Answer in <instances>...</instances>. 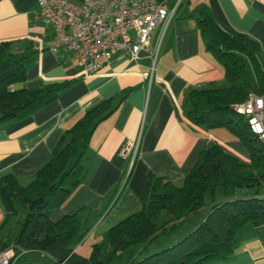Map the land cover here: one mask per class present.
<instances>
[{
  "label": "crops",
  "instance_id": "crops-1",
  "mask_svg": "<svg viewBox=\"0 0 264 264\" xmlns=\"http://www.w3.org/2000/svg\"><path fill=\"white\" fill-rule=\"evenodd\" d=\"M176 2L180 0L164 1L169 7ZM198 3L206 4L222 27L257 39L264 49V0H181L154 66L153 34L138 60L114 52L99 71L85 75L67 49L39 48L52 38L54 27L37 15L38 0H0V42L8 41L14 52L30 44L36 50L25 81L18 85L76 79L29 116L0 125V175L12 172L21 185L28 184L76 118L105 98L114 96L117 102L125 94L120 105L93 130L81 182L50 213L56 220L76 211L81 232L84 236L89 232L85 240L90 244L141 208L140 194L151 175H167L181 185L209 143L216 141L227 152L250 161L244 144L228 129L205 128L187 116L189 89L226 84L223 66L206 49L198 29L199 13L194 10ZM128 173L125 189L118 195ZM2 219L0 205V222ZM204 264H264V223H245L231 256Z\"/></svg>",
  "mask_w": 264,
  "mask_h": 264
},
{
  "label": "trees",
  "instance_id": "trees-1",
  "mask_svg": "<svg viewBox=\"0 0 264 264\" xmlns=\"http://www.w3.org/2000/svg\"><path fill=\"white\" fill-rule=\"evenodd\" d=\"M194 10L199 13L197 24L206 49L223 66L226 84L189 89L187 116L205 128L228 129L244 144L250 161L213 141L201 150L181 185L167 175H151L140 194L141 208L108 228L92 244L89 255H82L75 249L85 234L76 211L56 220L50 213L81 182L93 130L125 94L117 102L114 96L105 98L65 129L28 184L21 185L12 172L0 175V251L16 245L14 264H204L231 256L245 223H264V143L232 107L251 90L264 93V49L257 39L222 27L206 4L198 3ZM35 53L31 44L14 52L8 41L0 42V125L29 116L76 80L19 86ZM206 195L210 200L205 217L177 241L164 243L166 235L206 204ZM20 248L26 251L20 253ZM33 251L41 253L44 263L28 256Z\"/></svg>",
  "mask_w": 264,
  "mask_h": 264
},
{
  "label": "built area",
  "instance_id": "built-area-1",
  "mask_svg": "<svg viewBox=\"0 0 264 264\" xmlns=\"http://www.w3.org/2000/svg\"><path fill=\"white\" fill-rule=\"evenodd\" d=\"M178 3L169 7L160 0H38L37 15L54 27L52 38L39 48L67 49L88 75L99 71L103 61L114 52L127 53L130 59L138 60L154 34V66ZM232 107L243 115L251 133L264 143V93L251 90ZM15 246L11 244L0 251V264H14ZM25 251L20 248V253Z\"/></svg>",
  "mask_w": 264,
  "mask_h": 264
},
{
  "label": "rangeland",
  "instance_id": "rangeland-1",
  "mask_svg": "<svg viewBox=\"0 0 264 264\" xmlns=\"http://www.w3.org/2000/svg\"><path fill=\"white\" fill-rule=\"evenodd\" d=\"M205 199H206V204L202 208H200L198 211L190 214L185 220L184 224L180 228L166 235L164 237V240H165L164 243L168 244V243H173L177 241L178 239L183 237L186 233H188L190 230H192L205 217V215L208 213V210H209V200H210L209 195H206ZM88 233L89 232H87L84 238H82L81 241L79 242L81 243L79 245V252L85 256L89 255L91 248H92V244L89 243V240L87 239L85 240ZM28 256L35 258L37 263H44L40 259L41 253L38 251H33L29 253ZM45 259L48 260V257H46Z\"/></svg>",
  "mask_w": 264,
  "mask_h": 264
}]
</instances>
